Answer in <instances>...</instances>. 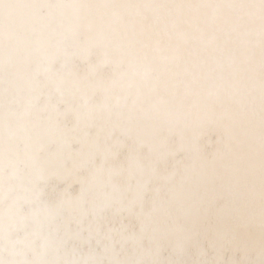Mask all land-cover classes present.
Returning a JSON list of instances; mask_svg holds the SVG:
<instances>
[{"label":"bare ground","instance_id":"obj_1","mask_svg":"<svg viewBox=\"0 0 264 264\" xmlns=\"http://www.w3.org/2000/svg\"><path fill=\"white\" fill-rule=\"evenodd\" d=\"M0 264H264V0H0Z\"/></svg>","mask_w":264,"mask_h":264}]
</instances>
